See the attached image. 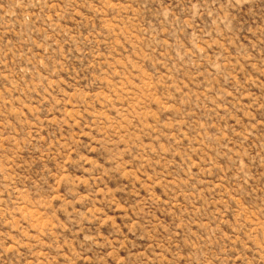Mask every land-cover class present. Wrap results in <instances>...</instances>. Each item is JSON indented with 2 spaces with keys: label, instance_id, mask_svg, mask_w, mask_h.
Instances as JSON below:
<instances>
[{
  "label": "rangeland",
  "instance_id": "1",
  "mask_svg": "<svg viewBox=\"0 0 264 264\" xmlns=\"http://www.w3.org/2000/svg\"><path fill=\"white\" fill-rule=\"evenodd\" d=\"M0 264H264V0H0Z\"/></svg>",
  "mask_w": 264,
  "mask_h": 264
}]
</instances>
